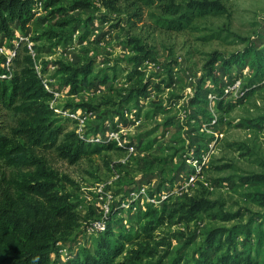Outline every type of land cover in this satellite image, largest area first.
Instances as JSON below:
<instances>
[{
	"label": "rangeland",
	"instance_id": "obj_1",
	"mask_svg": "<svg viewBox=\"0 0 264 264\" xmlns=\"http://www.w3.org/2000/svg\"><path fill=\"white\" fill-rule=\"evenodd\" d=\"M47 1L35 0L37 20L27 28L15 22L10 35L0 34V79L10 81L31 55L50 92L42 99L50 125L27 145L72 203L53 259L94 253L97 222L103 232L110 223L113 264H192L203 251L217 254L206 243L210 230L264 227V205L244 196L263 185L238 184L239 176L264 174V76L256 80L249 58L229 69L219 63L215 75L206 68L213 51H242L247 39L264 50V0H174L173 13L159 0ZM73 1L88 7L70 10ZM200 2L206 10L193 8ZM65 19L72 20L59 30L55 23ZM85 64L90 84L75 91L69 69ZM23 117L3 106L0 134L18 140L12 130ZM70 144L84 150L71 155ZM10 162L0 152V182L12 185L26 172ZM192 195L234 216L186 221L179 208Z\"/></svg>",
	"mask_w": 264,
	"mask_h": 264
},
{
	"label": "trees",
	"instance_id": "obj_2",
	"mask_svg": "<svg viewBox=\"0 0 264 264\" xmlns=\"http://www.w3.org/2000/svg\"><path fill=\"white\" fill-rule=\"evenodd\" d=\"M56 1L59 0H49L46 4L52 6ZM116 1L119 0H108V4L111 6ZM159 1L164 2V7L170 13L178 12L179 8L174 7L176 6L174 0ZM34 4L35 0H0V34L10 35L11 25L15 22L20 28L25 29L37 20ZM87 4L82 1H73L69 9L86 8ZM204 6L207 5L201 2L193 4L195 10L196 8L206 10L207 7ZM181 16L179 23L182 25L183 19L188 21L190 15L186 12ZM71 20H60L55 25L59 26V30H63ZM46 32L55 37L60 34L53 29ZM247 40L242 51L229 55L221 51H213L206 65L208 74L215 75L216 65L219 63L224 69H229L234 64L243 63L249 58L256 80H261L264 76V50L254 41ZM137 46L142 47L140 44ZM146 52L148 54V51ZM32 63L31 55L26 56L24 64L20 65L21 71L16 72L10 81L0 79V110L3 106L9 108L13 106L15 109L26 112V117H23L19 125L12 130L19 138L18 140L0 134V152L13 161L10 162L12 165L23 166L26 172L18 179L12 178V185L8 182H0V264H60L57 259H53L52 255L57 242L61 240L60 232L74 213L68 196L55 189L54 181L49 177L46 166L41 161H36L35 150L27 145L30 142L33 144L37 142L50 125L47 123L50 109L42 100L47 98L50 92L44 90L42 80L37 77L31 67ZM90 67L91 65L85 64L69 69V79L73 90L77 91L82 86L87 87L90 84ZM137 73L141 75L140 72ZM137 84L138 91L144 89L146 84L142 76L138 77ZM233 106L234 104L231 103L226 111ZM221 107L224 108L223 105ZM81 108L86 107L82 105ZM55 134H57L56 130H51L49 138H55ZM83 150V145L70 144L67 152L75 155ZM141 159L147 161L145 156ZM198 160L201 162V158L198 157ZM36 164L38 168L33 171L32 168ZM150 168L152 165H145L143 171H148ZM251 183L264 187V174L239 176V185ZM244 196L251 202L264 205V190L258 187L254 191H248ZM182 201L185 202L180 204L179 210L186 221H192L202 215L223 220L234 216L206 196H186ZM251 222L229 230L221 227L210 230L206 236V243L208 248L215 249L217 254L211 255L203 251L192 264H264V227L251 225ZM109 225L108 222L107 230L102 231L101 239H97L98 249L94 253H85L82 259L69 258L63 264H113V257L118 252L108 238L111 234ZM239 236L244 238L238 239ZM223 247L227 250L220 253Z\"/></svg>",
	"mask_w": 264,
	"mask_h": 264
},
{
	"label": "built area",
	"instance_id": "obj_3",
	"mask_svg": "<svg viewBox=\"0 0 264 264\" xmlns=\"http://www.w3.org/2000/svg\"><path fill=\"white\" fill-rule=\"evenodd\" d=\"M90 228L93 229V231L101 232L105 229V226L103 223L97 222L93 223Z\"/></svg>",
	"mask_w": 264,
	"mask_h": 264
}]
</instances>
